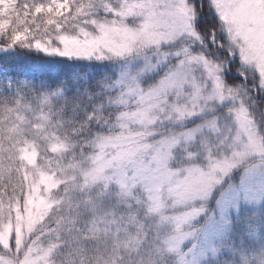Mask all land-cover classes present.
<instances>
[{"label": "snow or ice", "instance_id": "1", "mask_svg": "<svg viewBox=\"0 0 264 264\" xmlns=\"http://www.w3.org/2000/svg\"><path fill=\"white\" fill-rule=\"evenodd\" d=\"M0 264H264V0H0Z\"/></svg>", "mask_w": 264, "mask_h": 264}]
</instances>
